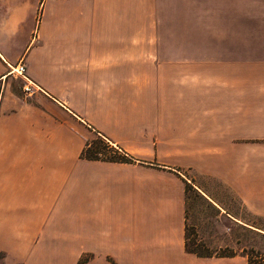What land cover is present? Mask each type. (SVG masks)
<instances>
[{"label":"crops","instance_id":"0c3cea01","mask_svg":"<svg viewBox=\"0 0 264 264\" xmlns=\"http://www.w3.org/2000/svg\"><path fill=\"white\" fill-rule=\"evenodd\" d=\"M25 22L0 34L3 264H245L186 250L180 169L264 216V0H39ZM95 135L129 160L82 156Z\"/></svg>","mask_w":264,"mask_h":264},{"label":"rangeland","instance_id":"374dc122","mask_svg":"<svg viewBox=\"0 0 264 264\" xmlns=\"http://www.w3.org/2000/svg\"><path fill=\"white\" fill-rule=\"evenodd\" d=\"M38 4L39 0H0V34L6 33L11 36V46H14L16 41H19L18 45L23 41V34L19 32L20 24L24 19L26 22L23 28L25 25L33 24L38 12ZM175 5V8L167 10L169 16L179 15L178 3ZM258 10L259 6L252 2L251 12L257 14ZM183 12L188 16H193L191 10L186 9ZM11 50L16 51L17 48ZM17 79L12 81L16 82ZM96 137L99 135L92 136L91 145L96 144ZM103 140L107 141L104 138ZM108 145L116 150L111 143L108 142ZM180 172L188 179L186 181L193 185L185 193V242L187 247L197 252L211 254H240L242 248L248 247L264 252V235L261 234L260 229L257 230L248 224L264 228V216H255L246 211L234 194L213 177L186 169H180ZM197 187L207 196L202 194ZM209 198L215 199L223 210ZM225 212L235 217H229Z\"/></svg>","mask_w":264,"mask_h":264},{"label":"trees","instance_id":"16d2710c","mask_svg":"<svg viewBox=\"0 0 264 264\" xmlns=\"http://www.w3.org/2000/svg\"><path fill=\"white\" fill-rule=\"evenodd\" d=\"M97 138V142L95 145L92 144V139L90 142H87L84 147L82 148L80 154L86 158L90 159H106V160H117V161H126L129 160V157H127L122 151L116 148V150H113L111 145H108L107 141L103 140V137L99 135ZM107 142V143H106ZM183 178V177H182ZM184 181V193L189 188H192V184L189 181H186V179L183 178ZM197 192V191H196ZM249 226L255 227V229H260L261 234L264 235V228L260 226H256L254 224L248 223ZM184 246L187 251L193 252L196 255H212L211 253H201L197 252L192 248H189L186 246V242H184ZM235 253H224V254H214V255H233ZM240 254H242L245 257V264H264V252L260 251L257 248L254 247H248V248H242ZM4 259V252L0 250V264H3ZM83 259L80 257L75 264H82Z\"/></svg>","mask_w":264,"mask_h":264},{"label":"built area","instance_id":"2783aa9c","mask_svg":"<svg viewBox=\"0 0 264 264\" xmlns=\"http://www.w3.org/2000/svg\"><path fill=\"white\" fill-rule=\"evenodd\" d=\"M24 69H25L24 61L20 60V59L18 61H16V63L13 66L9 67L10 72L17 74L18 76L22 77L23 80L25 81V84L22 85L23 91H29L30 90V87H29L30 82L25 77Z\"/></svg>","mask_w":264,"mask_h":264}]
</instances>
